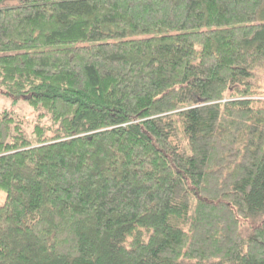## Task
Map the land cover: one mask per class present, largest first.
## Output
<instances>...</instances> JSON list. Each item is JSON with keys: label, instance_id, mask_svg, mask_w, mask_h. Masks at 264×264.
Returning a JSON list of instances; mask_svg holds the SVG:
<instances>
[{"label": "trees", "instance_id": "1", "mask_svg": "<svg viewBox=\"0 0 264 264\" xmlns=\"http://www.w3.org/2000/svg\"><path fill=\"white\" fill-rule=\"evenodd\" d=\"M0 0V264H264V0Z\"/></svg>", "mask_w": 264, "mask_h": 264}, {"label": "rangeland", "instance_id": "2", "mask_svg": "<svg viewBox=\"0 0 264 264\" xmlns=\"http://www.w3.org/2000/svg\"><path fill=\"white\" fill-rule=\"evenodd\" d=\"M17 0H12L7 3L5 6L15 5L17 4ZM263 10L258 14L256 23L264 24V5ZM261 82V86L264 90V76L259 78ZM3 112H7L12 115L16 119L22 122V127L24 132L28 135L31 134L35 124L41 123L42 125H49L48 119L40 121L39 113L35 112L26 101H14L10 97L2 94L0 92V114ZM6 195L4 193L0 194V207L3 205Z\"/></svg>", "mask_w": 264, "mask_h": 264}]
</instances>
